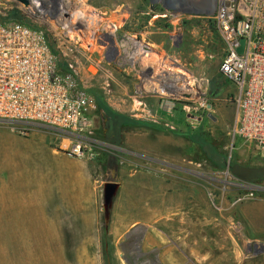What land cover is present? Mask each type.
Here are the masks:
<instances>
[{
  "label": "rangeland",
  "instance_id": "374dc122",
  "mask_svg": "<svg viewBox=\"0 0 264 264\" xmlns=\"http://www.w3.org/2000/svg\"><path fill=\"white\" fill-rule=\"evenodd\" d=\"M69 1L68 21L83 33L50 16L30 19L76 67L98 109L78 141L0 124V264H264V154L234 134L235 89L220 73L214 0L177 11L150 0ZM15 5L0 0V14ZM169 73L203 92L172 99L168 110L155 89L170 91ZM114 115L123 123L112 137ZM195 136L224 167L207 160ZM245 168L251 175L234 174ZM107 182L118 188L106 222Z\"/></svg>",
  "mask_w": 264,
  "mask_h": 264
},
{
  "label": "built area",
  "instance_id": "2783aa9c",
  "mask_svg": "<svg viewBox=\"0 0 264 264\" xmlns=\"http://www.w3.org/2000/svg\"><path fill=\"white\" fill-rule=\"evenodd\" d=\"M15 1L18 6L1 17L16 9L33 24L30 16L41 14L60 26L68 22L64 28L74 27L83 33L78 20L68 21L69 0H41L46 16L29 4L26 8L21 0ZM213 19L225 47L220 73L235 89L234 134L264 154V0H214ZM242 39L244 49L239 54ZM70 45L78 54L86 53L77 44ZM61 59L40 26L0 20V124L14 130L18 125H38L68 134L75 141L82 139L98 104L83 86L76 67L66 64L67 71L60 69ZM91 61L98 71L102 59ZM74 65L78 66L77 62ZM194 86L195 91L203 92ZM73 147L81 152L79 143Z\"/></svg>",
  "mask_w": 264,
  "mask_h": 264
},
{
  "label": "trees",
  "instance_id": "16d2710c",
  "mask_svg": "<svg viewBox=\"0 0 264 264\" xmlns=\"http://www.w3.org/2000/svg\"><path fill=\"white\" fill-rule=\"evenodd\" d=\"M0 20L18 21V22H21V23L28 24L31 27L38 28V26H36L35 24H33L29 19H27L23 14H21L16 9L11 10L7 14L6 17H1V15H0ZM48 42L50 44V47H51L52 51L54 53H57V50L55 49L54 46L51 45V42L49 40H48ZM59 66H60V69L63 70V71H67L68 70L67 66L65 65V63L63 62L62 59L59 62ZM122 123L123 122H122L121 118L118 115H114L113 116V122L112 123L109 122L108 128L109 129L111 128L112 130L115 129L116 130L115 135H118V127L120 125H122ZM192 140L200 146V148L202 149V154L205 155V157L207 158V160H211L214 163V165H217L219 168L224 167V164H225V157L224 156H220L218 161H215V159L211 158L212 154L215 153L214 152L215 149L212 147L211 144H208L207 142H205V140L201 136H195V138H193ZM232 169H234V168L232 167ZM245 169L246 170H244V169H240L239 170L238 169L237 170L238 173L237 172H234V174L240 175V171H241V175H243V176H246L247 174L248 175H251V173H250L251 170H249L247 168H245Z\"/></svg>",
  "mask_w": 264,
  "mask_h": 264
},
{
  "label": "bare ground",
  "instance_id": "6f19581e",
  "mask_svg": "<svg viewBox=\"0 0 264 264\" xmlns=\"http://www.w3.org/2000/svg\"><path fill=\"white\" fill-rule=\"evenodd\" d=\"M26 2L23 4L26 8H28V4L29 5H31L33 8H36V9H38V10H40L42 13L44 12V13H46V12H48L47 11V9H46V6L44 5V3H40L39 4V2L41 1V0H25ZM171 1H173L174 3H176V2H178L179 0H171ZM182 1V3H184V5H188V6H190L191 7V3H189V1L188 0H181ZM160 2V0H156L155 2H153L154 4H156V3H159ZM160 4H162L161 2H160ZM192 8V7H191ZM43 13V14H44ZM82 13H83V15H84V12H81V10H78V11H76V15L77 16H82ZM150 55V54H149ZM164 67V66H163ZM165 74H167V72H165ZM185 74V73H184ZM172 79H171V81H172V83H170L171 85H170V91L168 92L166 89H165V94H162V87L158 84V87L155 89V92H157L160 96H162V95H166L168 98V102H167V106H170V108L168 109V110H173L174 108L173 107H171L172 106V102L171 101H174V100H172V99H184V100H187V99H189L188 97H190L191 98V96L190 95H192V93H194L195 92V90L193 89V88H191V87H188V85L187 84H180V76L179 75H175L174 73H169L168 74ZM166 77V76H165ZM165 77H163V78H161L160 79V81L161 82H163V81H165L164 80V78ZM186 82H188V81H186ZM189 84V83H188ZM181 85V86H180ZM194 86V85H193ZM199 86V85H198ZM188 88V89H187ZM189 95H188V94ZM171 94V95H170ZM160 108L161 109H164L165 107L163 106V105H161L160 106Z\"/></svg>",
  "mask_w": 264,
  "mask_h": 264
},
{
  "label": "water",
  "instance_id": "95a60500",
  "mask_svg": "<svg viewBox=\"0 0 264 264\" xmlns=\"http://www.w3.org/2000/svg\"><path fill=\"white\" fill-rule=\"evenodd\" d=\"M22 2H26L25 0H21ZM156 0H150V2H155ZM180 1V0H179ZM176 2L174 3L173 1L171 0H160V2L162 3V6L166 9V10H174V11H177L179 10L178 8L180 6L183 5V3H179ZM194 13H198L196 11H193ZM243 49H244V40L242 39L240 41V46L239 48L237 49V52L239 54H242L243 53ZM117 188H118V184L115 183V182H107L104 184V190H103V199H104V207H105V220L106 222L108 221V215H109V206L113 200V198L115 197L116 195V192H117Z\"/></svg>",
  "mask_w": 264,
  "mask_h": 264
},
{
  "label": "flooded vegetation",
  "instance_id": "af4514ba",
  "mask_svg": "<svg viewBox=\"0 0 264 264\" xmlns=\"http://www.w3.org/2000/svg\"><path fill=\"white\" fill-rule=\"evenodd\" d=\"M115 132H116V130L114 129V130H112L111 128H110V133H113L112 135H110V136H112L113 137V135H115ZM206 151V150H205ZM204 152V151H203Z\"/></svg>",
  "mask_w": 264,
  "mask_h": 264
},
{
  "label": "crops",
  "instance_id": "0c3cea01",
  "mask_svg": "<svg viewBox=\"0 0 264 264\" xmlns=\"http://www.w3.org/2000/svg\"><path fill=\"white\" fill-rule=\"evenodd\" d=\"M145 37H147L148 36V33H146V32H144V33H142Z\"/></svg>",
  "mask_w": 264,
  "mask_h": 264
}]
</instances>
